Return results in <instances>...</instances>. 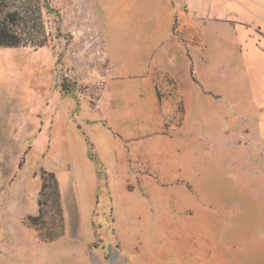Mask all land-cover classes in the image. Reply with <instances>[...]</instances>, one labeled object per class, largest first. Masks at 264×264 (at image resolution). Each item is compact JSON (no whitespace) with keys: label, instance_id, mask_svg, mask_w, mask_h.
<instances>
[{"label":"rangeland","instance_id":"374dc122","mask_svg":"<svg viewBox=\"0 0 264 264\" xmlns=\"http://www.w3.org/2000/svg\"><path fill=\"white\" fill-rule=\"evenodd\" d=\"M49 1L0 45V264H264V0Z\"/></svg>","mask_w":264,"mask_h":264},{"label":"trees","instance_id":"16d2710c","mask_svg":"<svg viewBox=\"0 0 264 264\" xmlns=\"http://www.w3.org/2000/svg\"><path fill=\"white\" fill-rule=\"evenodd\" d=\"M49 10V0H0V45L18 46L31 44L42 46L49 40L45 27L43 12ZM52 192L48 193V188ZM39 199L40 214L43 206L52 200L57 208L60 220H63L61 195L56 176L46 170L42 174V186ZM52 198V199H51ZM30 222L38 227V217L29 216ZM58 234L46 235L52 239Z\"/></svg>","mask_w":264,"mask_h":264},{"label":"crops","instance_id":"0c3cea01","mask_svg":"<svg viewBox=\"0 0 264 264\" xmlns=\"http://www.w3.org/2000/svg\"><path fill=\"white\" fill-rule=\"evenodd\" d=\"M231 21H233V20H228V22H231ZM232 28V36H231V40L232 41H234V28H233V26L231 27ZM229 34L227 33L226 34V38L227 39H229ZM227 68H229L231 71H236V69H237V66L235 65V64H231V65H229ZM239 69L240 70H246L247 69V64L246 63H244V64H239ZM224 95V97H223V100L224 101H226V102H233V101H235V99H233V97L235 96V94H233V93H229V92H225V94H223ZM241 96V98L243 99V100H245L243 97H247L245 94H243V95H240ZM232 97V98H231ZM246 101V100H245Z\"/></svg>","mask_w":264,"mask_h":264}]
</instances>
